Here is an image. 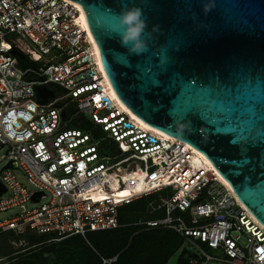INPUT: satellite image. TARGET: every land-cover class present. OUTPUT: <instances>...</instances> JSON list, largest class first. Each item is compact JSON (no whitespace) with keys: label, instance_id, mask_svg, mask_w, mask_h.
<instances>
[{"label":"built area","instance_id":"1","mask_svg":"<svg viewBox=\"0 0 264 264\" xmlns=\"http://www.w3.org/2000/svg\"><path fill=\"white\" fill-rule=\"evenodd\" d=\"M80 13L68 0H0V213L18 211L0 234L85 237L118 228L120 208L156 196L164 216L137 225L180 235L192 264H264V229L213 168L120 110ZM12 52L31 65L19 68ZM36 89L53 98L38 102Z\"/></svg>","mask_w":264,"mask_h":264},{"label":"water","instance_id":"2","mask_svg":"<svg viewBox=\"0 0 264 264\" xmlns=\"http://www.w3.org/2000/svg\"><path fill=\"white\" fill-rule=\"evenodd\" d=\"M68 1L122 107L200 154L264 228V0ZM132 7L151 34L140 53L117 35L119 13ZM36 91L40 103L53 98Z\"/></svg>","mask_w":264,"mask_h":264},{"label":"trees","instance_id":"3","mask_svg":"<svg viewBox=\"0 0 264 264\" xmlns=\"http://www.w3.org/2000/svg\"><path fill=\"white\" fill-rule=\"evenodd\" d=\"M30 65L18 59L19 68ZM72 126L87 131L82 123ZM103 145L105 142L99 146L101 152ZM159 204L156 196L138 199L119 209L118 228L90 232L85 237L73 235L55 241L53 235L0 234V264H168L176 254L175 264H192L195 256L184 248L185 240L180 235L168 229L137 225L140 221L162 218L163 209L153 211ZM19 241L26 246H12Z\"/></svg>","mask_w":264,"mask_h":264},{"label":"clouds","instance_id":"4","mask_svg":"<svg viewBox=\"0 0 264 264\" xmlns=\"http://www.w3.org/2000/svg\"><path fill=\"white\" fill-rule=\"evenodd\" d=\"M118 18L117 27L122 31H118L117 35L121 45L133 53L146 51L151 34L146 32L148 25L143 10L139 7L126 8L119 13Z\"/></svg>","mask_w":264,"mask_h":264},{"label":"bare ground","instance_id":"5","mask_svg":"<svg viewBox=\"0 0 264 264\" xmlns=\"http://www.w3.org/2000/svg\"><path fill=\"white\" fill-rule=\"evenodd\" d=\"M78 8L80 9L81 13H80V18H79V22L81 23V26L83 28H87V25H86V21H85V18H84V14L81 10V8L78 6ZM88 33H89V30H88ZM89 36H90V41H91V49H92V52L94 54V58H95V62L97 63V67L99 70H102V66H101V63H100V59H99V54H98V50H97V47L94 43V40L92 38V36L90 35L89 33ZM104 73V71H103ZM105 80L107 81L106 79V76H105ZM108 82V81H107ZM110 96L113 98L114 101H116L117 105H119L120 107V110H122L123 112H125L131 119L135 120L136 123H138L143 129H146V130H149V131H152L156 134H159L161 135L162 137L166 138V139H171V140H174L172 139L171 137H169L168 135L156 130V129H153L152 127L148 126L147 124L143 123L142 121L138 120L136 117H134L131 113H129L127 110H125L122 105L118 102V100L114 97L113 93H112V90H110ZM187 147H189L198 157H200L207 165H209L210 167H212L200 154H198L195 150H193L190 146H188L186 144ZM129 163H131V161H127L125 163H123L122 165H120L119 167V170L120 171H124V167L129 165ZM213 168V167H212ZM213 170L215 171V169L213 168ZM216 172V171H215ZM217 176H218V179L220 180V182L225 185L227 188H229L231 191L232 189L230 188V186L226 183V181L216 172ZM242 205V204H241ZM243 206V205H242ZM244 207V206H243ZM245 208V207H244ZM245 210L247 211V209L245 208ZM248 215L253 219V221L255 223H257L260 227H262L251 215L250 213L247 211ZM263 228V227H262ZM264 229V228H263Z\"/></svg>","mask_w":264,"mask_h":264},{"label":"rangeland","instance_id":"6","mask_svg":"<svg viewBox=\"0 0 264 264\" xmlns=\"http://www.w3.org/2000/svg\"><path fill=\"white\" fill-rule=\"evenodd\" d=\"M4 157V151H1L0 152V168L3 166L4 164V161L2 160ZM16 176L18 177L19 181L21 183H23L27 189L31 190L33 189L29 183L27 182V180L19 173V172H16L15 173ZM46 198L42 199L41 200V204L45 203L46 202ZM27 207H30V205H27ZM18 211L16 209H13V210H10V211H6V212H3V213H0V220H6V219H10L12 218ZM240 243H244V241L242 239H240ZM184 248L187 250V251H191V248L188 244H184ZM178 258V254L174 255L168 262V264H175L176 263V260ZM207 264H224V263H217V262H208Z\"/></svg>","mask_w":264,"mask_h":264}]
</instances>
